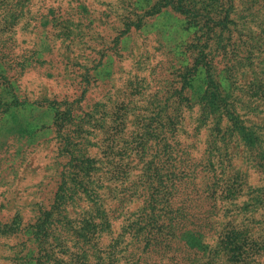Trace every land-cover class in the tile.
<instances>
[{"label": "rangeland", "instance_id": "374dc122", "mask_svg": "<svg viewBox=\"0 0 264 264\" xmlns=\"http://www.w3.org/2000/svg\"><path fill=\"white\" fill-rule=\"evenodd\" d=\"M233 10L235 29L253 37L248 32L257 29L238 0ZM195 29L161 0H0V264H34L43 255L35 233L55 192L63 183L73 190L76 176L98 190L111 214L101 246L121 233L142 202L128 195L143 169L144 131L165 110L177 64L191 60L184 48ZM257 60L264 62L263 55ZM193 112L182 113L186 136ZM252 120L264 123V107ZM203 129L183 141L204 142ZM212 143L222 149L219 139ZM236 144L226 152L247 155ZM240 167L247 184H264L248 165ZM62 208L54 212L66 214L71 226L90 210L81 198ZM56 256L61 261L51 264H67Z\"/></svg>", "mask_w": 264, "mask_h": 264}, {"label": "trees", "instance_id": "16d2710c", "mask_svg": "<svg viewBox=\"0 0 264 264\" xmlns=\"http://www.w3.org/2000/svg\"><path fill=\"white\" fill-rule=\"evenodd\" d=\"M161 1L196 29L184 48L190 62L178 59L171 99L158 112L157 124L144 131L143 169L128 195L142 198L141 205L102 247L111 232V214L100 193L84 186L81 176L70 192L63 183L35 233L33 243L43 255L34 264L61 261L56 253L67 264H264V184L250 186L240 170L246 164L264 180V123L252 120L264 107V62L257 60L261 54L264 59V0H238L257 29L248 32L249 39L235 29V0ZM157 82H163L161 88L165 84L161 78ZM194 108L195 125L186 136L182 113ZM202 128L208 132L204 142L183 141L197 138ZM218 139L222 149L215 151L212 142ZM236 143L247 155L226 152L230 146L237 149ZM80 198L90 210L78 226L54 212Z\"/></svg>", "mask_w": 264, "mask_h": 264}]
</instances>
